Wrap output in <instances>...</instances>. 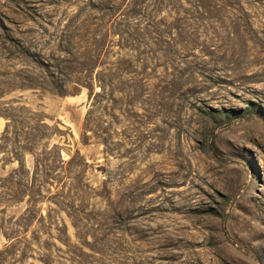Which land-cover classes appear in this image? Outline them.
Instances as JSON below:
<instances>
[{
    "label": "rangeland",
    "instance_id": "374dc122",
    "mask_svg": "<svg viewBox=\"0 0 264 264\" xmlns=\"http://www.w3.org/2000/svg\"><path fill=\"white\" fill-rule=\"evenodd\" d=\"M0 264H264V0H0Z\"/></svg>",
    "mask_w": 264,
    "mask_h": 264
}]
</instances>
